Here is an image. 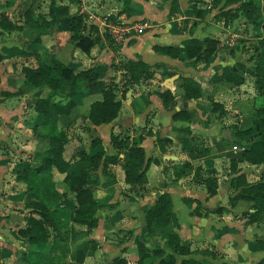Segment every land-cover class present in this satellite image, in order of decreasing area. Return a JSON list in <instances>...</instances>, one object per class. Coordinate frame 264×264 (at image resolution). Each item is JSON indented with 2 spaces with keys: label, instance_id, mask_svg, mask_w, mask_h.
Returning a JSON list of instances; mask_svg holds the SVG:
<instances>
[{
  "label": "crops",
  "instance_id": "crops-1",
  "mask_svg": "<svg viewBox=\"0 0 264 264\" xmlns=\"http://www.w3.org/2000/svg\"><path fill=\"white\" fill-rule=\"evenodd\" d=\"M227 1L0 0V17L19 25L9 31L0 28V264H110L114 256L136 264L138 241L146 248L142 264H157L158 257L152 258L153 249L160 247L164 254L169 249L159 232L146 233L143 210L162 192L170 197L176 232L188 245L190 256L203 264H264V223L247 219L244 214L251 208L246 201L230 205L228 198L236 192L229 186L233 173L228 169L226 149L219 146L222 129H229L230 135L233 130L227 124L233 119L229 111L235 109L233 102L240 98L233 89L241 86L219 75L242 62L240 48L226 46L222 40L230 32L241 36L245 25L250 33V24L241 16L224 20L217 14L220 8H228L231 2ZM50 2L65 14L79 13V7L83 8L80 14L93 25L91 36L96 38L87 52L74 44L68 30L44 25ZM28 6L30 18L25 19ZM104 15L126 21L146 19L151 27L117 44L103 30ZM190 37L215 39L216 48L206 60L195 62L154 48L181 47ZM67 47L68 61L64 60ZM52 59L73 72L93 67L102 85L109 76L119 80L121 71L111 69L110 64L122 59L143 61L152 76L129 88L122 98L116 92L120 105L109 122L92 124L87 117L90 103L101 97L99 86L70 95L63 86L55 96L57 105L42 123L31 126L36 116L33 100L44 97L48 87L25 82L21 67L48 64ZM181 76L199 83L201 92L197 97L182 94L178 85ZM163 89L173 95L167 107L156 94ZM212 102L220 107L214 109ZM176 111L184 113L173 117ZM51 127L62 129L66 135L61 152L66 161L77 158L79 147L88 153L100 150L102 157L117 154L115 163L102 167L100 162L89 174L87 186L96 201V222L89 229L70 219L74 193L63 180L64 173L47 162ZM110 132L126 136L125 144L141 136L139 145L144 160L148 159L144 183L130 186L123 181L126 158L110 143ZM160 138L168 139L162 143V150L156 144ZM93 139L99 141L95 147L90 145ZM19 162L29 166L26 180L15 177L13 167ZM184 162L191 166L175 174L176 166ZM262 166L238 163L239 172L248 182L264 176ZM195 167H200L202 175L210 172L216 177L213 194L206 192L202 182L193 180ZM25 189L49 206L54 223L47 228V239L31 243L26 256L20 257L15 250L23 242L16 230L29 211L23 208ZM173 255L174 264H179L182 256Z\"/></svg>",
  "mask_w": 264,
  "mask_h": 264
},
{
  "label": "trees",
  "instance_id": "trees-1",
  "mask_svg": "<svg viewBox=\"0 0 264 264\" xmlns=\"http://www.w3.org/2000/svg\"><path fill=\"white\" fill-rule=\"evenodd\" d=\"M30 11L31 8L28 6L24 11L25 19L30 18ZM47 13L48 18L42 21L44 25L68 30L69 38L83 52H87L89 47L96 42V38L91 36V31L94 27L91 24H87L82 14L77 12L65 14L61 9H56L53 2L49 3ZM217 14L222 16L224 20L241 15L245 22L259 28L255 44L252 45L254 65L251 72H249L250 75L255 77V89L262 96L263 101L255 107L256 115L250 125L232 130L230 137L221 138V140L229 145L236 144L243 147L242 149H232L229 146L226 149L228 169L233 173L229 186L236 191L228 198L230 205H234L238 200L246 201L248 207L251 208L250 211H246L244 214L247 219L249 221L261 220L264 223V176L248 182L238 168V163L242 161L264 165V0H239L235 9L231 7L220 8ZM0 28L9 31L19 28V25L10 22L4 17H0ZM86 30L88 33L84 35ZM154 48L170 56L190 59L191 62H195L197 60H206L213 53L216 48V40L207 37L198 40L190 37L183 40L181 47L164 46ZM2 58L3 55L0 53V60ZM244 66L243 63H236L229 73L219 76L233 85H239L245 78ZM110 67L121 71L120 78L117 81L113 76H109L106 83L102 85L103 83L98 77V73L91 66L73 72L69 66L57 59H52L50 63L36 67L22 66L21 71L25 82L33 86L46 84L48 87V93L44 97H37L33 100L36 116L34 120H31V126L42 123L52 107L57 105L58 101L55 100V96L63 86L67 87V95L87 87L96 88V86H99L101 97L90 103L87 117L92 124L109 122L116 115L120 105V100L116 98V92L119 91V97L122 98L129 88L138 85L141 80H148L152 76L149 65L140 60L131 62L127 59H122L117 63L110 64ZM178 85L186 98L197 97L201 92L199 83L189 76H181ZM156 94L160 97L163 106L167 107L173 102V95L168 89L156 91ZM211 104L214 109H217L218 106L220 107L217 102H212ZM220 112L222 113V110ZM182 113L184 112L176 111L173 113V117L180 116ZM51 128L49 130L47 162L58 171L64 173L63 180L74 193L75 205L71 211L70 219L73 222L86 225L89 229L96 222L94 217L96 201L87 186L89 174L98 167L100 162H102V167L108 162L115 163L117 154L104 155L102 157L100 150L88 153L81 149L75 153L77 157L75 160L72 162L66 161L61 155L63 145L67 141L66 135L62 129ZM126 138L120 133L110 132L109 140L112 146L117 151H122L126 158L122 167L123 181L130 184V186L142 184L146 181L145 170L148 159L147 161L144 160V151L139 145L141 136H137L129 144H125ZM167 140L166 138L156 140L160 150H162V143ZM98 142V140L93 139L90 145L95 147ZM190 166L187 162L181 163L176 166L174 173H182L184 167ZM199 168L195 167L193 180L202 182L206 192L213 194L216 188V177L210 172H204L205 174L202 175V171ZM28 169L29 166L26 162L17 163L13 167L15 177L20 180H26ZM109 181L111 182L112 179ZM23 193V208H27L29 211L23 215L24 223L16 230L17 235L23 242L22 247L18 249L20 257L26 256L31 243L45 241L48 237L47 228L54 223L52 210H50L48 205L33 196L27 189ZM217 210L222 211L225 208H217ZM143 212L144 230L146 233L159 232L163 237L164 244L169 249V252L165 254L164 249L160 247L153 249L152 258L158 257L157 264H174V253L182 256L179 264H203V261L190 256L188 245L180 239L176 232L170 197L167 193H160L154 203L145 208ZM136 250L138 252L136 264H142V258L146 256V248L143 243L138 241ZM110 264L127 263L125 258L114 256L111 258Z\"/></svg>",
  "mask_w": 264,
  "mask_h": 264
},
{
  "label": "rangeland",
  "instance_id": "rangeland-1",
  "mask_svg": "<svg viewBox=\"0 0 264 264\" xmlns=\"http://www.w3.org/2000/svg\"><path fill=\"white\" fill-rule=\"evenodd\" d=\"M227 2H231L230 4H227L228 7L230 6L231 8H234L238 5L239 0L236 1H231L228 0ZM241 16V15H239ZM242 17V16H241ZM247 23V22H245ZM247 25L243 26L241 30V36H237L236 34L232 35L233 32H230L227 34V39L226 37L222 40L223 43H226L225 45H229L230 47H236L240 48L241 54H242V62L245 66L243 68L244 70V75L245 78L243 82L241 83V86L238 88H234V94H237L238 97L237 100H234L233 106L235 107L234 110L229 111L230 116L233 117L232 121H239L240 119L248 116V120L241 126V127H246L251 124L252 119L255 117V107L259 105L262 101L263 98L262 96L258 93V91L255 89V77L253 75H250L251 70L253 69L254 61H253V50H252V45L255 44V38L257 32H259V28L255 27L254 25H250V33H247ZM236 35V36H235ZM237 37V38H236ZM236 38V39H235ZM231 39V43H228V40ZM240 44V45H239ZM70 47L66 48V61H68L67 56L68 51ZM63 60V58H62ZM250 71V72H249ZM238 99H241L238 101ZM231 110V109H230ZM230 121L227 124H230L231 129L235 130L238 128V125ZM227 138V137H226ZM219 146L220 148L227 149L229 146L232 148V145H229L226 142H223L220 138L219 141ZM264 168V165L262 166ZM263 173V172H262ZM263 176V175H260ZM263 178V177H259ZM258 179V178H257ZM256 179V180H257ZM18 250H15L17 252Z\"/></svg>",
  "mask_w": 264,
  "mask_h": 264
},
{
  "label": "built area",
  "instance_id": "built-area-1",
  "mask_svg": "<svg viewBox=\"0 0 264 264\" xmlns=\"http://www.w3.org/2000/svg\"><path fill=\"white\" fill-rule=\"evenodd\" d=\"M77 1L82 2L83 0ZM82 11L83 8L80 6L78 12L81 13ZM101 23L103 30L108 33L111 40L117 44L124 41L129 35L139 33L151 27V23L146 19L126 21L120 19L118 16L109 17L107 15L101 17ZM228 43H231V39L228 40ZM231 147L232 149L243 148L236 144H233Z\"/></svg>",
  "mask_w": 264,
  "mask_h": 264
},
{
  "label": "water",
  "instance_id": "water-1",
  "mask_svg": "<svg viewBox=\"0 0 264 264\" xmlns=\"http://www.w3.org/2000/svg\"><path fill=\"white\" fill-rule=\"evenodd\" d=\"M87 33H88V31L86 30L84 32V35H87ZM127 92L129 93V91H127ZM248 118L249 117L246 116V117L240 119L239 121H232V122L237 124L238 127H241L248 120ZM229 135H230V130L229 129H227V128L222 129L221 136L223 138L229 137ZM79 148L82 149V147H79ZM26 211H28V209H26ZM16 264H18V263H16Z\"/></svg>",
  "mask_w": 264,
  "mask_h": 264
}]
</instances>
